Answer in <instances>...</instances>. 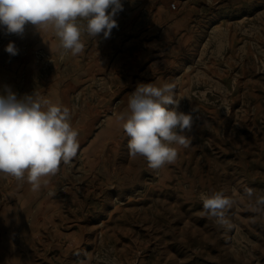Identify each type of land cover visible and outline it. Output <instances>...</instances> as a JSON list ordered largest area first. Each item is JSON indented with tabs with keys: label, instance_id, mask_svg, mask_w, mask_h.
Instances as JSON below:
<instances>
[{
	"label": "rangeland",
	"instance_id": "obj_1",
	"mask_svg": "<svg viewBox=\"0 0 264 264\" xmlns=\"http://www.w3.org/2000/svg\"><path fill=\"white\" fill-rule=\"evenodd\" d=\"M123 3L108 39L77 21L76 56L51 28H0V91L67 107L80 144L37 191L0 174V264H264V213L244 194L264 197V0ZM140 83L174 85L194 117L160 169L130 156L117 121ZM220 190L230 230L202 215Z\"/></svg>",
	"mask_w": 264,
	"mask_h": 264
},
{
	"label": "clouds",
	"instance_id": "obj_2",
	"mask_svg": "<svg viewBox=\"0 0 264 264\" xmlns=\"http://www.w3.org/2000/svg\"><path fill=\"white\" fill-rule=\"evenodd\" d=\"M124 11L123 0H0V28L5 35L23 37L31 24L37 31L51 28L61 47L73 56L84 49L78 20L86 21L85 31L93 38L108 39L118 28L116 17ZM10 56L18 54L14 42L5 46ZM67 107L32 94L17 95L5 85L0 91V174L27 182L33 191L44 177L55 175L61 162L68 164L80 147ZM192 113L179 110L174 85L140 83L128 98L127 110L117 116L128 137L129 154L141 156L152 169L172 164L177 158L174 145L188 147L186 135L193 126ZM251 201L249 210L264 213V197L245 187ZM203 213L227 229L234 225L227 210L234 201L223 190L202 196Z\"/></svg>",
	"mask_w": 264,
	"mask_h": 264
},
{
	"label": "built area",
	"instance_id": "obj_3",
	"mask_svg": "<svg viewBox=\"0 0 264 264\" xmlns=\"http://www.w3.org/2000/svg\"><path fill=\"white\" fill-rule=\"evenodd\" d=\"M173 8H176V5L175 4L173 5Z\"/></svg>",
	"mask_w": 264,
	"mask_h": 264
}]
</instances>
